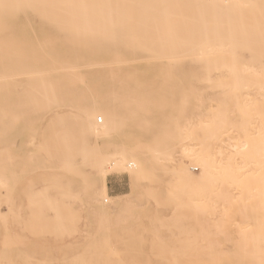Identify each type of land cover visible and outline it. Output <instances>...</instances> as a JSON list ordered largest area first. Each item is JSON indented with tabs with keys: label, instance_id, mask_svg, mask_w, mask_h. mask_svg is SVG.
Returning a JSON list of instances; mask_svg holds the SVG:
<instances>
[{
	"label": "rangeland",
	"instance_id": "374dc122",
	"mask_svg": "<svg viewBox=\"0 0 264 264\" xmlns=\"http://www.w3.org/2000/svg\"><path fill=\"white\" fill-rule=\"evenodd\" d=\"M26 1L0 0V264H264L258 160L231 183L216 154L264 145V0ZM123 145L216 162L180 186L106 165L94 208L92 159Z\"/></svg>",
	"mask_w": 264,
	"mask_h": 264
},
{
	"label": "bare ground",
	"instance_id": "6f19581e",
	"mask_svg": "<svg viewBox=\"0 0 264 264\" xmlns=\"http://www.w3.org/2000/svg\"><path fill=\"white\" fill-rule=\"evenodd\" d=\"M213 3L216 2L217 5L220 4L219 0H212ZM227 2L228 0H223V2ZM36 2H34V0H27L25 5L26 6H32V7H36ZM38 5V4H37ZM31 8V7H29ZM81 13H89L87 11H82ZM104 29L106 30L108 27L107 26H103L100 27L99 29ZM98 29L96 28H93ZM156 37V36H155ZM154 38V37H153ZM160 39V38H159ZM162 41V40H161ZM160 42V41H158ZM163 42V41H162ZM12 54H15V51L12 52ZM30 57H25L23 60L24 62L27 64H29L32 60L29 59ZM49 58V57H48ZM52 58H49L48 60H51ZM40 62V60H38ZM37 61V62H38ZM40 65V66H38ZM35 70L31 71L28 69L25 70H19L21 71L22 75H27V74H35L38 69H47V70H52L51 67H49L48 65H46V63L43 65V63L41 62L40 64H35ZM5 71L2 67L0 68V72ZM120 84V83H119ZM125 87V86H124ZM123 87V88H124ZM122 88V89H123ZM115 89V88H114ZM121 89V90H122ZM124 91V90H123ZM127 93V92H126ZM132 94V93H131ZM124 95V94H123ZM125 96V95H124ZM133 97V96H132ZM137 97V96H136ZM124 101V100H123ZM126 104V103H125ZM124 104V105H125ZM111 105V104H110ZM126 105H130V104H126ZM133 105V104H132ZM117 106V105H116ZM189 106V103L188 105ZM186 106V107H187ZM128 107V106H127ZM134 107V106H133ZM137 107V106H136ZM178 107V106H177ZM183 107V106H182ZM189 109V108H188ZM140 110V109H139ZM189 111V110H188ZM135 112V111H134ZM132 113V112H130ZM183 113V112H182ZM100 114H102L104 116V122L102 123V117L99 116V118L96 117L95 122H92V124H90V129L92 130L93 133L97 134H108L110 132H113V129L110 127L109 121L107 119V115L103 112L100 111ZM125 114V113H124ZM256 115V114H255ZM113 120L117 119V116L115 117V114H113ZM137 116V115H136ZM181 116V115H180ZM135 117V116H134ZM112 119V117H111ZM187 119V118H186ZM119 120V119H118ZM118 120H115V126L114 129L116 128L117 124L119 122H117ZM131 120V119H130ZM135 120V119H134ZM133 120V121H134ZM138 120V119H137ZM144 120V119H142ZM256 120V119H255ZM126 122V120H125ZM148 122V121H146ZM185 122V121H184ZM102 123V124H99ZM121 123V122H120ZM129 124V123H128ZM148 124V123H147ZM138 125V124H137ZM136 125V126H137ZM138 128V127H137ZM141 129V128H140ZM149 129V128H148ZM138 130V129H137ZM168 130V129H167ZM170 131V129H169ZM177 133V132H176ZM193 133V132H192ZM157 134V133H156ZM160 135V134H159ZM169 135V134H168ZM193 135V134H192ZM176 136V135H175ZM264 136V135H263ZM153 137V136H152ZM158 137V136H157ZM166 137V136H165ZM167 138V137H166ZM263 138V137H262ZM258 139V138H257ZM164 140V139H163ZM169 140V139H168ZM153 145V144H152ZM229 147L234 150V151H230L227 150V152L224 154L221 151H218V157L217 160H219V164H223V171H225L228 175V179L229 181L232 183L234 179H238V178H249V180H252V177L245 174V173H241V168L244 165H248L249 161H248V156L252 155L254 157L257 158V163L260 165L259 166V173L256 175L255 178H253L255 181H260L263 184L262 187V191L259 193V197L261 198L260 200H264V145H260L257 148H254L253 150L247 149V150H241L244 147V144H232L229 145ZM240 149V150H238ZM252 149V148H251ZM253 153V154H252ZM11 155V154H10ZM99 158V160H98ZM129 158V159H128ZM104 159V160H103ZM101 156H96V158L92 159L93 162L97 164V169H96V175L98 176L97 180L98 183H100V188L96 185H94V187H92V192L94 193V197L93 194L92 196H88L87 200L89 201V203L92 205H94V208L97 206L96 203L93 204V202L95 201V196H97V194H101V195H107L106 194V185L104 183V171H103V167L106 165L109 166H118V167H126V168H132V170L129 172V178L131 182H136L138 183V181L142 178H146L148 175V172H151L152 175H157L159 176V178L161 179L163 184H166V177L165 175H161L160 173H165V172H171L174 176V178L176 179L174 182L176 185H181V183H189L190 180H192L190 178L189 173L187 172V170L184 168V161H187L189 163H195L196 165H198L201 169V176L202 177H209L210 175H212V171H211V164L215 163L216 161H212L210 159V152H207L206 148L204 147H199L197 145L189 147V148H185L182 152L180 157L175 160L173 162V164H171V169L166 168V169H159V167H156L159 161H162V154L160 152H149L147 150L144 149H134L130 146H126L123 145L122 148H120L118 150V152L109 154L107 156H105V158H103ZM11 160V158L9 159ZM8 160V161H9ZM98 160V161H97ZM12 161V160H11ZM13 162V161H12ZM9 163V162H8ZM11 164V163H9ZM257 164V165H258ZM187 166V165H186ZM257 167V166H256ZM7 168L4 169V172L6 171ZM37 169V168H36ZM218 169V168H217ZM105 170V168H104ZM240 172V174L236 175L237 172ZM5 173L0 174V176L4 175ZM14 174V173H13ZM231 174L233 175V178H231ZM12 176V175H11ZM4 177V176H3ZM15 177V176H14ZM12 178V177H11ZM205 179V178H204ZM250 182V181H248ZM0 184L5 185L7 183H5L4 179L0 178ZM249 184V183H248ZM224 185V184H223ZM96 188H98V191L95 190ZM261 188V187H260ZM91 195V194H90ZM108 197V196H107ZM112 199V198H111ZM119 199V198H118ZM102 201H108L105 198H102ZM112 201H116L115 198H113ZM203 201V200H202ZM115 203V202H114ZM126 201L123 200L122 202L118 201L115 203V207L112 206L113 209L108 210L105 206H98L97 210H99L100 212H106V213H114V211L117 209H123L126 206ZM259 204V203H258ZM101 205V204H100ZM254 208V207H253ZM256 209V208H254ZM260 208V206H259ZM258 208V209H259ZM255 211V210H254ZM256 212V211H255ZM258 213V212H257ZM261 213V212H260ZM198 216V215H197Z\"/></svg>",
	"mask_w": 264,
	"mask_h": 264
},
{
	"label": "crops",
	"instance_id": "0c3cea01",
	"mask_svg": "<svg viewBox=\"0 0 264 264\" xmlns=\"http://www.w3.org/2000/svg\"><path fill=\"white\" fill-rule=\"evenodd\" d=\"M36 89V88H35ZM62 95H60L59 97H61Z\"/></svg>",
	"mask_w": 264,
	"mask_h": 264
}]
</instances>
